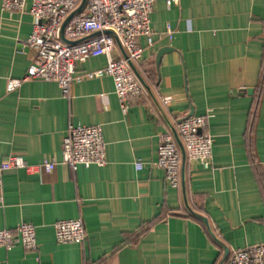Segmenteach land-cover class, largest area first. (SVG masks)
Here are the masks:
<instances>
[{
  "label": "crops",
  "instance_id": "obj_1",
  "mask_svg": "<svg viewBox=\"0 0 264 264\" xmlns=\"http://www.w3.org/2000/svg\"><path fill=\"white\" fill-rule=\"evenodd\" d=\"M165 1H154L153 43L138 38L145 92L125 112L109 76L73 82L69 97L41 79L6 93L35 56L22 47L35 19L0 4V162L13 153L55 161L50 172L0 173V229L32 223L37 243L0 247V264H227L233 249L264 244V0ZM112 55H122L118 44ZM105 63L91 57L76 72ZM197 115L212 136L211 166L186 158L183 194L155 165L159 136ZM70 123L101 127L105 165L73 171L61 161ZM71 218L82 220L84 242L57 243L53 223Z\"/></svg>",
  "mask_w": 264,
  "mask_h": 264
},
{
  "label": "built area",
  "instance_id": "obj_2",
  "mask_svg": "<svg viewBox=\"0 0 264 264\" xmlns=\"http://www.w3.org/2000/svg\"><path fill=\"white\" fill-rule=\"evenodd\" d=\"M154 1L86 0L84 7L63 26L80 0H0L2 8L27 11L35 19L22 45L35 50V56L23 76L7 79L6 93L14 92L23 82L41 79L55 81L63 96L69 97L73 82L109 76L113 91L120 100L121 110L125 112L128 102L138 99L145 92L133 65L143 52L138 38L144 36L148 45L153 43L150 16ZM175 1L166 0L165 3L170 6ZM172 33V29L167 26L162 34L171 39ZM117 44L122 51L119 57L112 55ZM98 56L106 59L102 68L76 72V64ZM206 127V115H197L179 120L175 130L183 144L186 158L208 169L211 166L213 140ZM61 161L73 171L79 166L105 165V142L101 127L68 124L62 137ZM180 163V152L172 133H162L155 165L163 170L167 186L179 187ZM54 166V160L30 164L21 154L13 153L0 162V173L8 169H24L28 173L50 172ZM142 167L141 160L134 162L136 170ZM53 229L59 244H80L86 238L80 218L59 219L53 223ZM15 243H20L28 251L37 248L32 223L21 222L14 228L0 229L1 248L9 249ZM227 264H264V244L233 249Z\"/></svg>",
  "mask_w": 264,
  "mask_h": 264
},
{
  "label": "water",
  "instance_id": "obj_3",
  "mask_svg": "<svg viewBox=\"0 0 264 264\" xmlns=\"http://www.w3.org/2000/svg\"><path fill=\"white\" fill-rule=\"evenodd\" d=\"M85 1H86V0H80L79 5L77 6V8H76L75 10H73V11L69 14V16L67 17V19H66L65 22L63 23V26L65 25V23H66V22H67V21H68V20H69L74 14L78 13V12L84 7V5H85ZM63 26H62V28H63ZM75 42H76V41H75ZM75 42H73V43H75ZM166 49H167V48H162L161 50L158 51V53H157V55H156V64L159 63L160 56H161V54H162L163 52H165ZM133 68H134V70H135V72H136L138 78L140 79V81L142 82V84L145 86V83H144L143 79L141 78V76H140V75L138 74V72L136 71L134 65H133ZM246 91H247V92H251V89L246 90ZM191 114H192V112H191L190 114H188V115H191ZM172 135H173V137H174V140H175V142H176V144H177V146H178L179 152H180V160H181V163H180V183H181L182 192H183V194H185V186H184V165H185V160H186V154H185V150H184L183 144H182V142H181V140H180V138H179V136H178V134H177V132H176V130H175L174 127H172ZM191 212H192V211H191ZM192 213L194 214V216H196V217L202 219V220L204 221V223L206 224L207 228H208L209 231H210V228H209V225H208L207 219H206L204 216H201V215H199V214H197V213H194V212H192ZM210 233H211L213 239H214L216 242H218L220 245H222L221 242L215 237V235H214L211 231H210ZM227 256H228V248H227V247H224V257H223L222 262L226 259Z\"/></svg>",
  "mask_w": 264,
  "mask_h": 264
}]
</instances>
